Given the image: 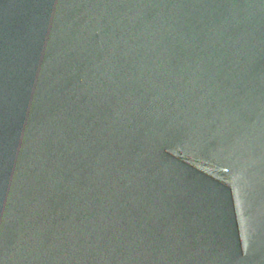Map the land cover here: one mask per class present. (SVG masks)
<instances>
[{"label":"water","instance_id":"95a60500","mask_svg":"<svg viewBox=\"0 0 264 264\" xmlns=\"http://www.w3.org/2000/svg\"><path fill=\"white\" fill-rule=\"evenodd\" d=\"M0 264H264V0H0Z\"/></svg>","mask_w":264,"mask_h":264}]
</instances>
